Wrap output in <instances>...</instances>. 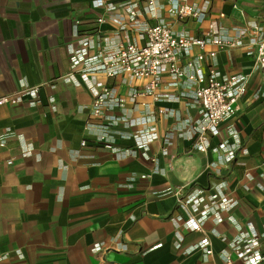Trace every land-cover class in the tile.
<instances>
[{
    "label": "crops",
    "instance_id": "obj_1",
    "mask_svg": "<svg viewBox=\"0 0 264 264\" xmlns=\"http://www.w3.org/2000/svg\"><path fill=\"white\" fill-rule=\"evenodd\" d=\"M92 1L0 0V97L40 85L34 104L24 96L0 106V134H9L0 146V264H226V253L231 264H245L231 245L254 235L264 255V70L254 67L248 46L216 53V69L246 76L247 88L236 114L220 122L201 152L189 136L188 122L200 120L193 86L164 75L160 98H132L147 78L95 72L91 81L121 99L96 116L91 81L73 72L68 47L83 35L101 44L106 37L109 45L143 44V27L160 20L200 37L206 22L174 19L171 0L152 8L147 0H103L135 4V21ZM234 1L243 14L231 8ZM208 3L211 17L224 12L235 24L264 26V0ZM198 52L195 47L192 55ZM140 116L150 118L146 127L157 136L144 147L132 138L138 127L120 121ZM178 189L180 196L201 191L205 206L215 208L214 194L231 203L206 218L201 232L192 230L173 193ZM204 239L210 254L198 247ZM95 243L103 249L93 251Z\"/></svg>",
    "mask_w": 264,
    "mask_h": 264
},
{
    "label": "built area",
    "instance_id": "obj_2",
    "mask_svg": "<svg viewBox=\"0 0 264 264\" xmlns=\"http://www.w3.org/2000/svg\"><path fill=\"white\" fill-rule=\"evenodd\" d=\"M156 1L158 0H147V7L152 8ZM171 1H174V5L169 7L168 13L174 19L191 18L199 24L206 22L203 36L194 37L175 32L170 24L160 20L153 25L143 27V44L119 40L109 45L107 37L103 38L101 44L98 41V43L95 42L92 36H79L77 43L70 44L68 47L70 61L73 72L81 73L90 81V76L95 72H104L107 76L124 74L134 78H147L141 91L132 92V98L135 94L152 95L154 100L160 98L161 95L157 89L164 75L169 76L174 83L183 80L189 86H193V96L200 107V120L188 122L189 136L194 140V146L199 151L205 152L208 148L209 136L218 132L220 122L236 114L238 102L247 88L246 76L239 73L225 75L216 69L214 65L216 53L222 49L248 46L245 53L253 58L254 67L264 70V26L255 21H246L241 25L235 24L232 18L224 12L211 17L209 0H202L204 3L202 7L195 5L194 0ZM91 3L93 7L104 6L108 12L121 9L123 15L129 16L133 21L138 15L135 4L130 2L116 5L107 4L103 0H93ZM231 8L243 14V10L235 1L232 2ZM118 17L121 23L124 17L121 14ZM97 21L102 22L103 18L99 17ZM120 28L123 26L120 25ZM208 45L213 49L206 51L205 47ZM195 47L199 49V52L192 55ZM180 60L185 61L184 66L180 65ZM90 83L94 97L91 106L94 115L100 116L105 108L117 106L120 103L121 99L111 87L94 79ZM39 89L40 85H24L15 92L1 96L0 106L17 104L24 96H29L30 104H34ZM52 110H55V107L52 106ZM120 121L126 127H138L132 134L137 147H144L157 137L154 127H146V123L150 121L149 117L120 118ZM8 137L9 134H0V146L5 145ZM99 139L103 141L105 135L102 134ZM84 143L82 141L81 145ZM104 146L114 150L109 143ZM227 154L232 159L235 153L229 150ZM24 155H29V151H25ZM7 163H10V160ZM141 177L146 176L142 174ZM219 188H222V184ZM173 193L178 205L187 211L185 223L190 229L200 232L206 218L231 203V200L214 194L212 196L214 208L203 204L201 191L185 196H180V189ZM258 239L260 238L254 235L237 240L239 243L231 245L233 254L245 264H264V255L257 249ZM198 247L202 248L205 254L211 253L207 239L202 240ZM102 249L99 243L92 245L93 251ZM225 262L231 264L229 253L225 254Z\"/></svg>",
    "mask_w": 264,
    "mask_h": 264
}]
</instances>
